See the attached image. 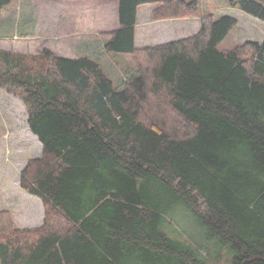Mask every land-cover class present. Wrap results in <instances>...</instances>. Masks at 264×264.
Masks as SVG:
<instances>
[{"label":"trees","instance_id":"trees-1","mask_svg":"<svg viewBox=\"0 0 264 264\" xmlns=\"http://www.w3.org/2000/svg\"><path fill=\"white\" fill-rule=\"evenodd\" d=\"M145 4L157 20L199 16L196 1L119 0L105 48L139 71L122 90L89 58L0 51V88L43 145L20 184L45 207L37 229L0 211V264H219L168 233L182 206L226 264H264V40L220 50L238 24L226 16L139 49ZM232 6L264 22V3Z\"/></svg>","mask_w":264,"mask_h":264},{"label":"rangeland","instance_id":"rangeland-1","mask_svg":"<svg viewBox=\"0 0 264 264\" xmlns=\"http://www.w3.org/2000/svg\"><path fill=\"white\" fill-rule=\"evenodd\" d=\"M184 1H196L199 16L157 20L154 11L159 4L139 7V49L192 37L201 31L205 18L218 21L226 16L236 19L238 24L219 44L220 50L263 42L264 22L233 7L232 2L238 0ZM255 1L264 3V0ZM118 10L119 0H12L0 10V51L30 58L39 57L48 49L56 56L89 58L100 64L116 89L122 90L139 76V71L131 55L108 52L105 48L110 39L108 34L119 28ZM151 18L166 22L152 24ZM198 26L200 30L196 33ZM30 133L24 103L0 88V211L10 212L15 229L20 230L41 227L42 201L20 184L27 162L43 156L42 143L33 140ZM167 218L171 236L204 254L210 252L211 263L226 264L229 249L219 248L215 252V243L206 238L204 228L185 207L176 208Z\"/></svg>","mask_w":264,"mask_h":264},{"label":"crops","instance_id":"crops-1","mask_svg":"<svg viewBox=\"0 0 264 264\" xmlns=\"http://www.w3.org/2000/svg\"><path fill=\"white\" fill-rule=\"evenodd\" d=\"M153 19L151 18V20L149 19V22H152V24L154 23H156V22H166V21H152ZM175 21H177V20H175ZM139 25H140V23H139V17H138V20H137V26H136V40H135V43H136V46L138 45V31H137V28L139 27ZM200 25V24H199ZM199 30H200V26H198V29H197V31H196V33H198L199 32ZM100 32H102V31H100ZM142 35H144L143 34V32H140ZM57 38H59V36H57ZM186 38V37H185ZM167 42H169L168 40L167 41H165V42H159L158 44H151V45H149V46H152V45H161V44H165V43H167ZM147 45V44H146ZM31 130V129H30ZM31 136H32V138H33V140H39V138L35 135V134H33V132L31 131ZM40 142V141H39ZM28 163V162H27ZM26 163V164H27ZM26 164H25V166H26ZM24 166V167H25ZM41 200V199H40ZM42 201V200H41ZM38 206L41 208V204L40 203H38ZM44 218H45V207H44V204H43V202H42V217H41V220H40V222L39 223H41L40 224V226H42L43 225V223H44Z\"/></svg>","mask_w":264,"mask_h":264}]
</instances>
